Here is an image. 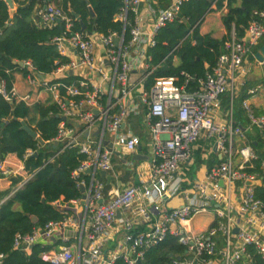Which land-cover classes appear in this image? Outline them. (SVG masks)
Instances as JSON below:
<instances>
[{"label": "built area", "instance_id": "2783aa9c", "mask_svg": "<svg viewBox=\"0 0 264 264\" xmlns=\"http://www.w3.org/2000/svg\"><path fill=\"white\" fill-rule=\"evenodd\" d=\"M55 1H42L37 25L43 29L63 26L53 42L68 62L49 78L32 72L29 62H23L22 68L31 72L30 83L48 93L59 110L61 122L53 142L62 145L60 152L78 148L84 157L71 173L79 197L52 203L60 219L26 234L15 233L12 249L28 251L30 246H40L43 264H144L147 252L172 237L181 252L169 254L167 264H254L255 256L264 264V201L254 194L258 174L246 171L252 169L257 156L249 143L235 145V138L245 139L231 114L223 123L217 120L221 97L235 98L254 66L264 71V57L262 61L255 58L260 48L254 51L264 42V9L251 13L242 37L232 28L223 53L205 77L196 81V87L189 89L192 78L181 73L180 84L178 78H158L149 91L132 97L133 88L143 85L154 70L147 51L155 46L157 32L182 22L183 3L207 0H122L113 18L122 24L121 33L92 36L81 30L72 32L77 19ZM210 1V9H215L218 0ZM222 10L226 11L225 6ZM99 45L103 53L96 57ZM78 68L88 73L87 78L77 77L71 85L52 84ZM0 94L9 100L11 93L5 91L4 83ZM247 96L242 109L249 125L260 130L264 148V117H256L249 102L264 99V78L247 90ZM16 101L31 107L38 98L28 92L17 95ZM142 111L149 127L150 162L137 171V185L106 190L105 178L99 175L112 171L114 150L118 149L125 168L133 169L137 139L122 127L129 116ZM70 120L77 126H68ZM93 132H97L94 137ZM211 140L224 159L205 170L201 178L184 179L180 172L192 166L193 145ZM105 141L112 144V152ZM34 153L27 150L24 158ZM260 169L264 171V163ZM12 174L5 161L0 162V177ZM23 174L14 170V177L21 181L8 197L33 176ZM175 199L180 203L171 206ZM203 215L209 216L208 225L194 230L193 219ZM3 261L4 254H0V264Z\"/></svg>", "mask_w": 264, "mask_h": 264}, {"label": "trees", "instance_id": "16d2710c", "mask_svg": "<svg viewBox=\"0 0 264 264\" xmlns=\"http://www.w3.org/2000/svg\"><path fill=\"white\" fill-rule=\"evenodd\" d=\"M12 1L16 4V10L11 14L7 4L0 0V80L5 81L7 93L12 87L14 71H21L24 76L31 73L18 66V62H29L34 70L32 72L43 75H49L68 62V59L58 54L53 42L63 32V26L43 29L37 25L35 13L42 6L43 0ZM55 5L73 19V13L78 16L72 32L80 31L79 21L86 26L87 31L94 29L95 34L106 35L108 32L122 31V24L113 21L122 7V0H57ZM224 6L226 12L222 15L221 22L226 35L215 39L210 34L200 33V26L205 14L210 11V4L207 1L183 3L179 14L182 22H174L161 28L155 36V46L147 51L150 59L148 64L154 70L143 85L144 91H149L158 78H178L180 84L183 80L181 73L192 78L189 89L196 87V81L205 77L223 53V44L229 38L232 28L238 38L242 37L251 13L264 9V0H218L216 10L220 11ZM89 9L93 11L94 17ZM260 47L261 44L254 51ZM77 80L73 75H66L52 84L71 85ZM256 83L247 81L239 96L232 101L233 106L236 103L235 119L240 126L236 125L244 130L249 121L244 115L242 102L248 98L247 90ZM63 92L61 88L60 93ZM222 104L229 105V97H222ZM254 114L256 117H264V110L256 109ZM58 115V108L50 100L46 104L37 103L27 107L22 103H15L12 97L7 101L0 94V161L7 155L14 154L23 163L24 172L33 174L30 180L0 205V254H4L3 264H43L39 259L42 251L40 246H34L28 251L12 249L14 234H26L49 221L60 219V213L51 204L60 198L70 201L79 197L71 173L84 157L79 154L78 148H65L60 152L62 145L53 147L61 122ZM21 122L32 128L38 134V139L45 144L41 146L38 139L32 140L21 129ZM66 124L71 126L68 122ZM259 132L257 127L252 126L251 132L245 131L243 136L257 156L252 169L246 171L258 174L254 194L264 201V171L260 169L264 163V148ZM27 150H32L36 155L24 158ZM193 155L196 161H201L200 147L193 151ZM20 181V177L14 178L13 187ZM9 193L10 191L0 194V197H6ZM29 216L36 217V223H32ZM180 252L175 239L168 237L158 247L147 252L144 264H167L169 254ZM254 264H262L257 256L254 257Z\"/></svg>", "mask_w": 264, "mask_h": 264}, {"label": "crops", "instance_id": "0c3cea01", "mask_svg": "<svg viewBox=\"0 0 264 264\" xmlns=\"http://www.w3.org/2000/svg\"><path fill=\"white\" fill-rule=\"evenodd\" d=\"M56 2L57 1H55V4H56ZM12 3H13V1H12ZM211 5V4H210ZM13 10H14V12H15V10H16V4L15 3H13ZM209 12L208 13H210L211 11H213V10H215V11H217L216 10V8L215 9H210L209 8ZM221 11H222V9H221ZM14 12H12V13H14ZM226 12V11H225ZM10 13H11V10H10ZM11 13V14H12ZM36 13H37V10H36ZM36 13H35V16H36ZM208 13H206V14H208ZM205 14V15H206ZM205 17V16H204ZM204 20V19H203ZM203 23V22H202ZM221 24H222V22H221ZM202 25V24H201ZM223 26V25H222ZM224 28V27H223ZM211 29V28H210ZM209 29V30H210ZM200 30H201V28H200ZM225 30V29H224ZM226 32V31H225ZM201 33V32H200ZM201 34H209V32H205V33H201ZM93 35H95V32L93 33ZM213 38H215L214 37V35L213 34H210ZM226 35V34H225ZM224 37V36H223ZM215 39H218V38H215ZM228 40V39H227ZM226 40V41H227ZM103 53V48L99 45L97 48H96V57H99L101 54ZM71 58H73V56H71ZM176 61V60H175ZM16 63V62H15ZM257 70H259V69H257ZM141 73V72H140ZM254 72H253V70H251V72L248 74V77L246 78V80L247 81H256V82H258V80H261V79H263L264 78V71H260V72H257V74H258V76L256 77V78H249V75H251V74H253ZM72 75L73 76H75V77H80V78H87V75H88V73L83 69V68H78V69H76V70H74L73 72H72ZM48 75H46V77H47ZM12 77H13V82H12V87H11V90H10V97H9V100H7V101H10V99H11V97L14 99V101H15V103H19V102H17L16 101V96L18 95V96H20V95H23V94H26V93H28V92H31L32 94H34L35 96H37V98H38V103H41V104H46L49 100L51 101V98H50V96L48 95V93H46V92H44L43 90H41V91H39V89L35 86V85H33V84H31L30 83V80H29V78H28V75L27 76H24L23 75V73L21 72V71H14L13 73H12ZM47 78H49V77H47ZM95 81H97V80H95ZM2 83H4V89H5V81H1L0 80V86H1V84ZM139 85H142V84H139ZM144 85V84H143ZM138 86V85H137ZM136 87V86H135ZM134 87V88H135ZM244 87V86H243ZM1 88V87H0ZM243 89V88H242ZM242 89H240V91H239V93H238V95L235 97V98H233V99H236L238 96H239V94H240V92L242 91ZM14 90H15V95H14ZM224 96H227V97H229L228 95H224ZM224 96H222V97H224ZM222 97H221V105H220V110L218 111V115H217V120L218 121H220V122H225V121H227L228 120V116H229V114H231V117H232V120H233V123L236 125H238V126H240L238 123H237V121H236V119H235V116L237 115V111H234L233 110V104H232V101H233V99L232 100H230V98H229V105H225V104H222ZM249 102H250V104H251V106H252V108L254 109V110H258V109H262V110H264V99L263 98H261V97H258V98H254V99H250L249 100ZM244 112V111H243ZM244 115H245V112H244ZM138 116H143V122H144V124L146 125V131L144 132V131H140V132H138V134H135L133 131H132V124H133V120H131V117H138ZM68 123L69 124H72L73 123V121H68ZM73 125L74 126H77L76 125V123H73ZM236 125V126H237ZM237 126V127H238ZM122 128H124L123 129V131H125V130H127V129H129L130 131H131V133L136 137V139H137V154H139V155H141V156H143V157H147V160H142V161H135V163L137 164L136 166H133V169L132 170H129V169H127L128 170V172L129 173H134V176H133V178H131V179H128V183H127V185H125V186H123V184H121V187H118L117 185V183L119 182V178H118V176H116L117 177V179L116 180H114V179H112V176L114 175L113 173H112V171H113V169H112V171L108 174L109 176H111V181H110V183H111V185H110V183H109V185H106V190H108V189H110L111 188V186H113V187H118L119 189H123L124 187H127V186H130V185H137L138 183H139V181H138V175H137V171H141V170H143V169H145L146 167H147V165L149 164V162H150V159H151V154H150V136H149V127H148V124H147V121H146V117H145V111H142V112H140V114L139 115H136V116H133V115H131V116H129V118L125 121V124H124V126L122 127ZM239 128V127H238ZM251 128H252V126H250V125H248L247 127H246V129L244 130V129H241V131H242V133H244L245 131H247V132H251ZM96 132H93L92 133V136L94 137V134H95ZM146 135V138L144 137ZM37 137H38V134H37ZM38 139V138H37ZM36 139V140H37ZM235 145L236 146H240V145H242L244 142L246 143V141L245 140H241V139H239V138H235ZM200 143H202L200 146L198 145V144H200ZM145 147V148H144ZM200 147V154H201V161L200 162H198V161H196L194 158H193V162H192V164H194L195 163V166L197 167L196 168V170H195V172H194V177H192V178H201V176H202V174H203V172L205 171V170H207V169H209L210 168V166H211V163L213 164V166L214 165H217L218 163H220V161L221 160H223L224 158H223V156L221 155V153L220 152H218L217 150H216V145H215V141L214 140H211V141H209V142H201V141H198L197 143H195L194 145H193V151L195 150V149H197V148H199ZM144 149H146L147 150V152L148 153H144L143 152V150ZM118 157L119 156H121L119 153L118 154H116ZM193 157H194V155H193ZM113 159V158H112ZM112 159H111V161H112ZM132 159V158H131ZM3 161H5V163H6V165L7 166H9V169L13 172V174L12 175H10L9 177H0V194H3V193H5V192H8V191H10V193L14 190V188L18 185V183L13 187V185H12V182H13V179L14 178H16L17 176H15L14 177V170L15 169H17V171H18V175L19 176H24V174H23V172H22V170H24L23 169V163L14 155V154H9V155H7L2 161H0V162H3ZM119 161H120V163L118 164V165H121V166H123V167H125L124 165H123V160H122V158H120L119 157ZM216 161H218V162H216ZM114 165H117V163L116 164H114ZM113 166V165H112ZM114 167V166H113ZM139 167V168H138ZM192 167V166H191ZM191 167H187V168H183V170L184 169H188V168H191ZM212 167V166H211ZM15 168V169H14ZM182 170V171H183ZM18 176V177H19ZM182 176V175H181ZM99 177L100 178H102L100 175H99ZM183 177V176H182ZM21 178V177H20ZM184 179H192V178H187V177H183ZM105 180V179H104ZM113 181H115V185L113 184ZM105 183H107V181L105 180ZM9 193V194H10ZM9 195H7L6 197H0V205L2 204V203H4L7 199H9L10 197H8ZM60 199H62V198H60ZM59 199V200H60ZM3 201V202H2ZM180 203V200H173V201H171L169 204L171 205V206H177L178 204ZM209 221H210V218H209V216H207V215H203V216H197V217H195L194 219H193V221H192V227H193V229L194 230H201V229H203L205 226H207L208 225V223H209Z\"/></svg>", "mask_w": 264, "mask_h": 264}, {"label": "rangeland", "instance_id": "374dc122", "mask_svg": "<svg viewBox=\"0 0 264 264\" xmlns=\"http://www.w3.org/2000/svg\"><path fill=\"white\" fill-rule=\"evenodd\" d=\"M14 11V10H13ZM225 12L222 10L220 11H211L210 13L206 14L203 20L202 25L200 26L201 33H205V32H209V34H213L215 38L221 39L223 36H225L226 32L221 24V17ZM211 28V29H210ZM210 29V30H209ZM254 65V64H253ZM258 68H256L255 66L253 67V74L249 75V78H256L258 76L257 72H260L261 70H257ZM144 88L143 85H138L135 88H133L131 96H138L143 92ZM233 110L237 111V107H236V103L233 106ZM131 120H133V124H132V131L135 134H138V132L140 131H146V125L143 122V116H138V117H131ZM146 138V135L144 136ZM145 148V147H144ZM144 153H148L146 149L143 150ZM114 153L112 155V165L113 167V171L112 173L116 176H118L119 178V182L117 183L118 187H121V184H123V186L127 185V181L128 179L133 178L134 173H129L128 170L121 166L118 165L120 163L119 161V157L121 156H117L116 154H118V149L114 150ZM195 160V156L193 157ZM129 159V158H127ZM117 165H114L116 164ZM121 164V163H120ZM137 164L134 163L133 166H136ZM196 166L195 163L192 164L191 168L188 169H184L182 172H180V175H182L183 177H187V178H192L194 177V172L196 170ZM135 177V176H134ZM113 184L115 185V181H113Z\"/></svg>", "mask_w": 264, "mask_h": 264}, {"label": "water", "instance_id": "95a60500", "mask_svg": "<svg viewBox=\"0 0 264 264\" xmlns=\"http://www.w3.org/2000/svg\"><path fill=\"white\" fill-rule=\"evenodd\" d=\"M3 1L7 4L8 8L11 10V13L14 12V11H13V3H12V0H3ZM207 2H208L209 4H211V1H210V0H207ZM89 11H90V13H91V16L94 17V13H93V11H92L91 9H89ZM72 16H73L75 19H77V20L79 19L78 16H77L76 14H74V13L72 14ZM57 22L59 23V20H58ZM79 25H80V30H81L82 32H86L89 36H92V35H93V33H94V29H93L91 32H90V31H87L86 26H85L82 22H80V21H79ZM263 57H264V44H262L261 47H260V53H257V54L255 55V58H256L258 61H262ZM13 63H15V62H13ZM17 64H18V66H20L21 68L23 67V62H18ZM141 72H142V70H141ZM68 74H69V76H71V75H72V70H69ZM0 87H1V86H0ZM95 113H96V112H95ZM62 121H65V118H62ZM2 126H3V125H2ZM21 129H22L24 132H26L27 135H28L29 137H31L32 140H36V139L38 138V137H37V133H36L32 128H30L25 122H21ZM96 135H97V132L94 134V136H96ZM85 136H86V134H85ZM38 141H39V144H40L41 146H43V145L45 144L42 140H39V139H38ZM104 145L107 146V150H108L109 152H112V144H111L110 142L105 141V142H104ZM56 146H57V143L54 142V143H53V147H56ZM114 154H115V153H114ZM33 155L35 156L36 154L34 153ZM132 160H133V161H142V160H147V157H146V156L143 157V156H141V155H139V154H136V155L132 156ZM85 173L87 174L88 171H86ZM100 176H101L102 178H105V180L107 181L106 185H109L110 180H111V176L106 175L105 172H101V173H100ZM80 192L83 193V192H84V189L81 188V189H80ZM43 201H44V199H42V202H43ZM29 219H30V221H31L32 223H36V221H37L36 217H34V216H29ZM235 232H236V231H235ZM31 248H32V246L29 247V249H31ZM168 257L170 258L171 255H169Z\"/></svg>", "mask_w": 264, "mask_h": 264}]
</instances>
